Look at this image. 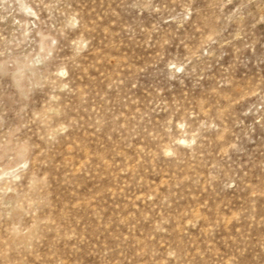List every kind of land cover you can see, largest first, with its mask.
Masks as SVG:
<instances>
[{
  "label": "rangeland",
  "instance_id": "rangeland-1",
  "mask_svg": "<svg viewBox=\"0 0 264 264\" xmlns=\"http://www.w3.org/2000/svg\"><path fill=\"white\" fill-rule=\"evenodd\" d=\"M0 264H264V0H0Z\"/></svg>",
  "mask_w": 264,
  "mask_h": 264
}]
</instances>
